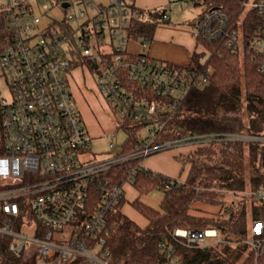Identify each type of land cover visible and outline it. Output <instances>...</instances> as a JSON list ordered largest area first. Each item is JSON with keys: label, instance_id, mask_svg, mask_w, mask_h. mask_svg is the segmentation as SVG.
<instances>
[{"label": "built area", "instance_id": "built-area-1", "mask_svg": "<svg viewBox=\"0 0 264 264\" xmlns=\"http://www.w3.org/2000/svg\"><path fill=\"white\" fill-rule=\"evenodd\" d=\"M51 1L61 8L64 3L68 7L72 4L69 0H0V14L10 34L7 47L0 53V127L4 137V153L0 156V239L8 240V249L22 255L24 264L76 260L112 264L105 247L108 218L124 197V186L131 183L130 178L121 186L110 183L104 175L112 167L132 158L142 167L149 156L205 147L217 141L264 144V136L211 133L164 139L176 107L192 89L207 84L211 68L201 72L150 59V41L128 36L135 15L131 10L134 0H111L106 4L82 0L92 14L86 21L89 26L81 24L76 30L67 25L68 21L78 20L76 15L68 21L47 16L44 9ZM171 3L204 6L192 31L194 40H224L239 56L246 48L261 60L264 70V0H243L244 11L235 20L226 8L211 7L206 0ZM250 13L260 20L255 29L247 31L243 18ZM85 15V10H79V18ZM167 19V13L162 14L161 21ZM68 34L73 35L72 40ZM132 41L139 45V54L129 51L127 46ZM71 43L77 45L79 53L89 56L96 87L126 138L129 131L122 121L142 125L137 131L136 150L123 151V141L119 151L105 160L90 157L93 137L70 89L75 48L67 47ZM142 128L146 129L140 134ZM114 146L110 140L108 148ZM95 186H101L99 200H94ZM254 197L264 202L263 191ZM27 215L28 223L23 222ZM245 242L256 257L264 254L263 220L252 222L251 238ZM223 243L227 242L215 228H176L169 238L159 242L158 249L164 256L162 264H181L183 250ZM28 249H32L30 257L26 255Z\"/></svg>", "mask_w": 264, "mask_h": 264}, {"label": "trees", "instance_id": "trees-1", "mask_svg": "<svg viewBox=\"0 0 264 264\" xmlns=\"http://www.w3.org/2000/svg\"><path fill=\"white\" fill-rule=\"evenodd\" d=\"M206 3L211 7L226 8L231 20L237 19L244 11L243 0H206ZM131 10L135 15L128 26V36L145 37L151 43L166 10L146 11L135 5ZM258 20L260 18L255 13L245 14V30L255 29ZM9 36L6 20L0 14V53L7 47ZM67 36L72 40V34ZM196 44L200 45L199 50H194L189 62L179 67L201 72L210 67L208 82L201 89H192L176 107L163 138L211 133L264 136V70L261 60L246 48L239 56L221 39L196 40ZM76 46L74 44L72 52L74 70H86L95 81L89 56L79 53ZM122 122L129 131L123 151H134L138 147L137 131L142 125ZM172 151L177 152L175 160L180 163L181 170L188 167L183 182L141 167L134 158L115 165L104 175L110 183L119 186L130 178V186L137 193L132 201H127L124 195L108 218L105 247L110 251L112 264H162L164 256L158 244L169 238L176 228H215L227 242L183 250L181 264H264V254L256 257L244 243L251 238L252 222L264 221V202L254 197L256 192H264V144L217 141L205 147ZM3 153L4 137L0 127V156ZM166 186H169L168 190H165ZM93 191L94 200H99L101 186H95ZM159 191L163 193V199L158 207L140 199ZM245 193L251 196L248 200L244 196L237 201L225 197ZM126 203L144 218V227L122 212ZM200 203L216 206L219 210L210 215L203 214L196 210V204ZM24 263L22 255L10 252L8 240L0 239V264ZM65 264L87 263L76 260Z\"/></svg>", "mask_w": 264, "mask_h": 264}, {"label": "rangeland", "instance_id": "rangeland-1", "mask_svg": "<svg viewBox=\"0 0 264 264\" xmlns=\"http://www.w3.org/2000/svg\"><path fill=\"white\" fill-rule=\"evenodd\" d=\"M72 2L71 6L63 9L61 8L58 4H55L53 1H51L47 7H45L44 11L46 12L47 16L50 18L57 19L59 21H64L67 20L68 17L76 15V20H71L68 21L70 26L73 30H76V28L83 24L84 26H89L87 19L88 16L92 14V11L87 8L85 3L81 0L78 2V0H69ZM95 2L106 4L108 0H94ZM111 1V0H110ZM170 1L169 4H167L166 7L162 8H153V9H145L146 11H157L160 9H165L168 14L171 16V22L174 25H187L191 24V28L193 30L197 20L198 16L202 12V10L205 8L204 6H195L194 4L190 3L188 4L187 7H183L182 5H172L171 1L173 0H168ZM79 10H85L87 15H85L84 18H79ZM42 22L45 23L46 20L42 18ZM163 23L161 21L159 24ZM69 44L70 48H74ZM198 45L196 47V50H199ZM128 49L130 51H135V47L131 46V44H128ZM81 52L84 53L85 49H81ZM89 53H92V50H89ZM179 67V66H177ZM124 76L127 77V72H124ZM95 77V76H94ZM71 93L74 101H77V108L79 111H83L86 113V116H83V121L86 125V127L89 129L90 134L93 136L90 146H89V153L90 157L94 155L96 160H105L106 158L111 157L114 153L119 151V145L125 140L126 138V133L119 128V124L117 120H115L110 113L108 112V106L105 101V99L97 92L95 87V84L93 83V80L91 79L90 76L87 75V72L84 69H76L73 71V76L71 78ZM2 92H6L4 90V86L2 85L1 87ZM95 90L97 92V96L95 97L93 94V91ZM83 99H81V98ZM85 98V99H84ZM84 102V104L87 106L84 107L83 104H81V100ZM87 110V111H86ZM85 117V118H84ZM146 128H142L139 130L140 134H143L145 132ZM112 141L115 146L112 150L108 148L109 141ZM167 153H174L172 150L164 151ZM164 152H161L164 154ZM159 154V153H158ZM156 155V154H155ZM154 156V155H152ZM150 157V156H149ZM147 157V158H149ZM158 157V156H157ZM161 157H167V156H161ZM146 158V159H147ZM153 158V157H151ZM149 158V159H151ZM146 168V167H145ZM152 170L151 168H147ZM155 171V170H152ZM157 172V171H156ZM185 171L183 172V174ZM132 192L128 188L127 189V197L131 196ZM163 195L162 192H153L149 194V199L150 200H155L157 199L158 196ZM242 196L245 197V199L248 200L250 198L249 193L245 194H238L236 196H231L230 194L225 195L227 199H233L235 201L239 200ZM127 204V203H126ZM128 215L131 217L135 218L137 221L140 223L142 222V219L134 214L132 211H130L129 207H126ZM196 210L202 212L203 214H213L216 213L219 209L216 208V206H209L205 204H196ZM217 210V211H216ZM197 214V213H196ZM28 220V215L26 218L23 219V222H30ZM54 237H57V234H54ZM245 244L248 246V250L251 251V247L249 246L248 243L245 242ZM27 256L30 257L32 253V249L26 250ZM59 264V263H55Z\"/></svg>", "mask_w": 264, "mask_h": 264}, {"label": "crops", "instance_id": "crops-1", "mask_svg": "<svg viewBox=\"0 0 264 264\" xmlns=\"http://www.w3.org/2000/svg\"><path fill=\"white\" fill-rule=\"evenodd\" d=\"M109 1L110 0H108L107 3ZM169 2L170 1L168 0H134V5L138 8L145 10V9L166 7L167 4H169ZM167 15H168V19L166 21H163V23L158 24L156 26V29L153 35V40L149 44V47L147 49V55L150 57V59H153V60L166 62L168 64H172L175 66H182L189 62L191 54L193 53L194 50H196V46H197L196 40H194L192 36L193 30L191 28V24L174 25L171 22V16L170 14H168V12H167ZM129 43L131 44V46L135 47V51H130V50L129 51L132 52L133 54H139L140 53V48L138 47L139 45L133 41ZM87 75L90 76L88 72H87ZM72 76H73V73H72ZM71 82L72 81H70V86H71ZM93 83L95 84V87H96V83L94 80H93ZM96 90L99 93L97 88ZM92 91L93 93H95L93 95L96 97L97 92L95 90H92ZM75 102L77 105V101ZM81 104H83L84 107L86 106L82 100H81ZM80 112H81L82 117L86 116L85 112L81 110ZM172 152L174 153L170 154V153L164 152V154L159 153L154 156H150L149 158L151 157L153 158L145 159L143 161V166L146 168H151L152 170L162 173L170 178L176 179L179 182H183L188 172V167L186 166L181 170L180 163H178L175 160V155L177 154V152L176 151H172ZM161 156H167V157L165 158ZM184 171L185 173L183 174ZM128 188L132 192L131 196L129 197H127L126 195ZM124 194H125V199L127 201H132L135 197H137L136 191L129 184L124 186ZM140 199L152 207H158V205L163 199V195L161 194L160 196H158L156 201L150 200L149 195L142 196L140 197ZM126 207H129L130 211H132L134 214L139 216L142 219V222L140 223L135 218L128 215ZM121 210L125 215H127L131 220H133L140 227H144L146 225V221L144 220V218L140 216L136 211H134L128 204H124Z\"/></svg>", "mask_w": 264, "mask_h": 264}, {"label": "water", "instance_id": "water-1", "mask_svg": "<svg viewBox=\"0 0 264 264\" xmlns=\"http://www.w3.org/2000/svg\"><path fill=\"white\" fill-rule=\"evenodd\" d=\"M62 7L63 8H67L68 7V4L67 3H64V4H62Z\"/></svg>", "mask_w": 264, "mask_h": 264}]
</instances>
